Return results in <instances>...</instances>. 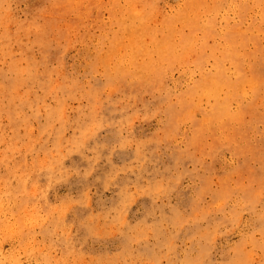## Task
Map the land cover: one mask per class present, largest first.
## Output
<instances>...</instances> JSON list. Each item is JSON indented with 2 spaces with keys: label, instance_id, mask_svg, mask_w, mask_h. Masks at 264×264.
<instances>
[{
  "label": "rangeland",
  "instance_id": "374dc122",
  "mask_svg": "<svg viewBox=\"0 0 264 264\" xmlns=\"http://www.w3.org/2000/svg\"><path fill=\"white\" fill-rule=\"evenodd\" d=\"M153 1L170 12L191 0ZM216 8V31L238 26L259 43L239 47L246 85L230 107L251 106L231 123L243 137L223 127L218 146L209 129L189 144L182 115L168 123L199 77L191 60L154 85L111 77L82 52L109 14L91 10L100 22L82 17L67 43L52 23L73 16L0 0V264H264V0ZM213 101L193 99V120L204 124ZM247 142L245 155L233 150Z\"/></svg>",
  "mask_w": 264,
  "mask_h": 264
},
{
  "label": "bare ground",
  "instance_id": "6f19581e",
  "mask_svg": "<svg viewBox=\"0 0 264 264\" xmlns=\"http://www.w3.org/2000/svg\"><path fill=\"white\" fill-rule=\"evenodd\" d=\"M47 1L55 12L73 16L66 27L61 28L52 23L55 37L59 34L58 37L63 36L67 43L72 42L67 32L74 28L82 17L100 22L101 12L109 14L107 22L98 25L99 34L87 38L90 47L83 43L82 52L88 64L86 68L89 70H92L95 62H99L104 67L103 72L108 76L115 75L118 78L128 76L137 79L138 83L142 82L143 85H154L161 79L163 73L166 74V71L176 65L186 66L191 60L190 65L198 71L199 77L191 81V85L185 90L186 97L182 94L175 95L178 112L172 105H168L166 111L170 125L176 124V122L172 124V121H175L178 115H182L178 120L185 119L190 122L192 137L189 139V144L196 140L199 144L200 137H203L207 129L212 133V140L217 146L219 139L225 138L221 132L223 127L232 129V136L243 137L237 127H231V123L238 124L242 121V115L248 112L251 106L249 104L245 106L240 102L236 103L234 111H231L230 107L231 98L238 99L242 94V87L246 85L243 66H240L242 55L239 47L246 37H249L255 46L259 43L256 37L247 36V33L241 31L238 26L227 27L225 23L219 31H216L215 18L219 15L216 6L221 5L223 0H216L211 5H208L206 0H191L170 12L157 11V4L153 0H124V2L106 0L108 7H104L103 0ZM237 5L241 14L243 6L241 2ZM91 10H96L99 14L97 19L96 16H89ZM261 15L260 22L264 23V10L261 11ZM114 26L115 30L112 29ZM251 27H255L254 24H251ZM255 29L258 32L257 27L251 30ZM209 39L212 41L211 44L208 43ZM80 40L83 42L84 38L81 37ZM217 40H221L222 43L219 44ZM207 58L210 59L208 70L203 63L205 60L208 61ZM226 61L232 65L231 71L223 67ZM125 65L130 66L131 74L124 71ZM263 70L264 60L261 62V72ZM247 85L251 88L255 87L253 80ZM219 95L224 96L219 99ZM202 97L214 99V105L202 113L204 124L193 120L196 107L193 99ZM218 122H221V125ZM173 133L178 131L174 130ZM228 140H231V137ZM262 149L254 148L253 152ZM233 150L245 155L248 151V142L245 145L236 144ZM1 224L0 221V227Z\"/></svg>",
  "mask_w": 264,
  "mask_h": 264
}]
</instances>
